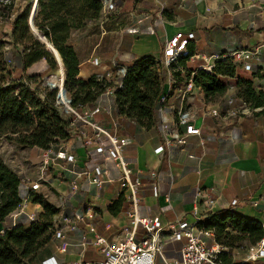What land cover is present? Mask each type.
Segmentation results:
<instances>
[{
  "label": "crops",
  "instance_id": "1",
  "mask_svg": "<svg viewBox=\"0 0 264 264\" xmlns=\"http://www.w3.org/2000/svg\"><path fill=\"white\" fill-rule=\"evenodd\" d=\"M114 1L115 6L111 12L101 16L96 24L101 37H116L114 45L111 48L89 47L85 50H79L76 46L80 59L79 78L86 79L113 64L125 66L145 56L158 58L167 38L177 32L184 35L192 32L189 46L196 53L226 54L254 49L255 55L247 59L252 67L245 70L246 76L256 91H264V0ZM13 2L11 13L15 14L20 9L21 0ZM91 22L88 21L87 26ZM10 33V21L0 16V39L11 38ZM8 44L4 48H13L12 43ZM93 56L100 59V65L91 62ZM41 60L36 63H41ZM234 62L238 69L244 70L241 60ZM203 63L204 60L197 56L187 61L191 69L199 68ZM29 69L24 73L17 67L13 76L28 74ZM180 89L183 90L181 83ZM233 91V88L230 89L214 103L205 102L204 94L197 86L187 94L181 91L170 92L166 98L167 111L172 116L173 111L180 106H188L196 113L194 123L200 128V134L187 135L183 145L170 146L160 153L155 151V147L163 142L159 129V111L156 125L149 129L117 115L114 108L113 112L112 109L108 112V116L104 114L106 110L94 115L97 122L111 131L116 130L117 134L127 140L122 154L133 174L140 179V215L157 216L166 224L172 221L202 220L209 213L231 208L259 223L264 221V109L262 106H248ZM230 97L234 101L228 104ZM237 105L245 106L244 112L230 115L229 110ZM208 106H218L221 113L204 116L202 109ZM113 119L116 128L112 125ZM76 125V132L73 130L71 136L60 139L53 147L30 148L31 155L34 153L31 159L34 164H38L48 153L54 157L58 150L74 155L73 161L54 159L45 171L43 186L34 192L42 193L57 208L54 218L80 214L86 210L93 212V217L88 221L94 225L97 233L105 238L108 236L107 239L112 241L128 222L125 215L128 202L118 180L121 172L113 159L105 158V152L95 149L96 145L107 147V138L100 134L95 137L94 146H86L83 139L87 125L81 122ZM96 167L106 171L99 176L103 179L101 183L90 182L91 177L95 176ZM38 176L39 168L36 177L30 180ZM73 182L76 188H72ZM45 183H48L46 185L49 188L45 187ZM21 187L24 196L29 188L23 183ZM120 196L123 201L119 209H110ZM234 199L236 203L232 204ZM255 201L256 205L253 204ZM24 210L25 213L43 211L40 203L31 201V198L26 201ZM75 231L70 235L65 232L69 242L65 252H59V240L51 238L53 246L48 243L41 260L53 256L58 264H67L77 257L80 251L77 243L83 235L89 237L92 234L82 224ZM181 242L182 238L178 239L179 246ZM91 250L99 253L94 247ZM33 264H41L40 259ZM253 264H264V258Z\"/></svg>",
  "mask_w": 264,
  "mask_h": 264
},
{
  "label": "trees",
  "instance_id": "2",
  "mask_svg": "<svg viewBox=\"0 0 264 264\" xmlns=\"http://www.w3.org/2000/svg\"><path fill=\"white\" fill-rule=\"evenodd\" d=\"M13 4V0L0 1L1 16L11 23L10 43L21 46L9 54L4 49L7 41L0 39V139L19 147L49 149L60 139L72 135L70 116L54 104V90L41 94L43 87L31 86L29 74L14 77L13 71L20 67L25 73L41 59L55 68L57 61L45 42L30 29L27 20L30 8L11 18ZM101 10L102 0H37L34 26L57 50L64 70V87L71 92V103L77 107L91 105L105 86L96 74L86 79L77 76L80 59L73 42V33L84 28L88 21L97 24ZM193 53L190 48V54ZM188 57L179 59L177 66L182 67L183 72L175 70L174 76L178 82L190 77L194 85L201 88L205 102L219 101L228 88L227 79L235 78L236 95L248 106H262L264 109V91H256L249 78L238 76L237 63L231 57L215 60L211 72L202 68L191 69L187 65ZM125 67L121 87L114 95L115 112L149 129L157 122L159 98L165 91L164 72L158 58L152 56L138 58ZM28 193L31 201L40 203L43 211L36 220L8 224L7 218L22 201L21 177L0 156V230H4L0 233V264H33L41 261L49 246L51 231L48 226L57 208L43 200L40 194L30 190ZM122 201L120 196L110 209L118 210ZM198 226L211 228L217 241L230 248L241 240L255 243L263 234L257 220L240 215L231 208L209 213L198 222ZM221 261L223 264H253L236 262L228 253L222 254Z\"/></svg>",
  "mask_w": 264,
  "mask_h": 264
},
{
  "label": "built area",
  "instance_id": "3",
  "mask_svg": "<svg viewBox=\"0 0 264 264\" xmlns=\"http://www.w3.org/2000/svg\"><path fill=\"white\" fill-rule=\"evenodd\" d=\"M6 3L7 0H0ZM114 0H102L101 16H106L115 6ZM193 37V33L189 32L184 35L182 32H177L173 36L164 41L161 55L158 57V62L164 72V87L167 89L159 98V129L163 136V142L155 147L157 153L162 152L165 148L173 145H183L185 137L192 134H200V128L195 125L194 119L196 113L191 111L188 106H180L175 111L171 109L174 114L172 116L167 111L166 98L170 92L177 91L186 94L193 90L195 87L192 79L189 77L183 82H178L174 76L175 70H182V67L177 66L179 59L182 56H189L188 60L197 56L204 60V63L199 66L208 72L213 69L214 61L217 59L231 57L233 61H242V67L245 70H250L252 65L247 59L253 57L256 53L254 49L236 50L226 54L216 53H196L190 54L188 48L189 39ZM91 62L98 66L101 61L98 57L93 56ZM174 64V66H173ZM126 67L119 64H113L109 68H105L95 73L97 79L104 82L105 86L103 91L95 99L91 105L77 107L72 105L70 95L67 93L63 95L61 88L63 86L64 73H61L60 83H54L53 90L54 104L57 105L61 111L70 116L69 126L71 131H77V123L87 125L84 131L83 143L86 146H94L95 137L104 135L109 145L104 147L96 145L95 149L98 152H105V158L113 159L116 166L120 169V176L118 178L120 186L123 189V194L127 200V208L125 215L128 222L122 227L121 233L114 240H108L104 236L95 231V227L88 220L93 217V212L86 210L83 213L75 215H61L59 218H52L48 229L51 231V238L59 239L57 250L65 252L69 246V242L65 238V232L76 230L81 224L85 225L91 236L86 234L82 236L81 240L77 243L80 251L74 259L67 262V264H155L157 258L162 261V264H223L221 256L223 253L234 257L233 247H227L221 244L215 238V233L211 228L199 227L196 219L192 222L185 221H172L163 224L157 216L148 217L140 215L138 212L139 202V186L140 179L134 175L128 161L122 154V149L127 144L124 136L117 134L116 130H109L101 123L94 119V115L114 108V95L115 91L121 87V78L124 76ZM194 72V71H193ZM180 83L183 85V90L180 89ZM183 97V96H182ZM234 101L232 97L228 99V104ZM245 105V104H244ZM245 106L237 105L229 110L230 115L242 114ZM203 115L216 116L221 113L218 106L203 107ZM227 113V112H226ZM112 125L116 128V121L112 120ZM73 131V132H74ZM50 153L43 156L40 160L39 176L34 179H21V184H26V195L22 196V201L19 206L10 214L13 217V222L16 217L21 213H25L24 207L26 201L30 198L28 191L39 189L40 182L45 176L49 164H53V160L63 159L73 161L74 155L64 150H58L55 156H50ZM191 157L192 154H189ZM106 171L101 170L99 167L95 168V176L91 177L90 182L101 183V177ZM72 188H76V183H72ZM211 202L212 200L209 199ZM236 200H232V204ZM254 205L257 201L253 202ZM30 220L35 219V210L25 213ZM61 223V224H60ZM262 228V237L255 243L248 244L240 257L238 262L253 263L257 260L264 258V221L260 223ZM4 230H0L2 233ZM168 233V235H165ZM182 238V242L178 248L176 256H171L167 252V243L169 239ZM88 247H94L103 255L102 259L98 260H84V254ZM41 264H58L53 256H49L41 260Z\"/></svg>",
  "mask_w": 264,
  "mask_h": 264
},
{
  "label": "rangeland",
  "instance_id": "4",
  "mask_svg": "<svg viewBox=\"0 0 264 264\" xmlns=\"http://www.w3.org/2000/svg\"><path fill=\"white\" fill-rule=\"evenodd\" d=\"M20 5L21 6H20V9L18 10V13L21 12L22 10L26 9V8H28V9L30 8L31 0H21ZM18 13H15V14H18ZM15 14L11 13L10 17L14 18ZM0 16H1V12H0ZM97 23H99V22H97ZM94 24L95 23H93V21H92L90 25H88V26L86 25L84 28L80 29L77 33L74 34L73 42H74L75 46H77L79 48V50L80 49L85 50L86 48H89V47L90 48L95 47L96 49L97 48H111V47H113L116 37L115 36L108 37L107 35H104L103 37H101L100 31L98 30V25H94ZM10 39L11 38H9V39L4 38L3 40L7 41L6 43L8 44L11 42ZM6 43H5V45H6ZM15 48H21V46L16 45V46H13V48H4V49H5V52L11 54L15 51ZM41 61H42L41 63L35 62L36 65L34 64L32 67L31 66L28 67V68H30L28 74L30 75L29 83H31V86H34L36 88H39L40 86H42L43 90H41L40 93L43 94L44 92H47V90H53V87H50L49 85H47L46 82L47 81L51 82L53 80V74H56L57 76L59 75V69H58L59 67H58V63H57L55 68H51L49 63L45 59H42ZM237 74H238V76L248 78V76H246L247 71H245V69L241 70V69L237 68ZM22 76H23V74L20 77H22ZM55 80L57 81V79H55ZM52 82L54 83L55 81L53 80ZM227 83H228V88H227L226 92L233 88V90H234L233 94H236V92L238 91V86H236V84H235V78L234 79H227ZM63 85H64V79H63ZM68 94L70 95L71 92H69ZM113 110L114 109L112 107V112H113ZM104 114L106 116H108L109 115L108 110H106L104 112ZM156 119L158 120V111L156 112ZM32 155H34V153ZM32 155H31L30 148L19 147V146H16L14 143L9 142L5 139H0V156H1V158L9 166H11L14 170H16V172H18L21 179L24 178L25 176H27L28 179H33L36 177L37 168H39V170H40V162L38 163L39 165L34 164V162H32V160H31ZM33 159H34V157H33ZM43 184H44V182L41 181L40 187H42ZM46 184H48V183H45V185ZM45 187L49 188L48 185H46ZM21 194H23L22 187H21ZM39 194H40V196H42L43 200L49 202L47 197H45L42 193H39ZM42 210H43V208H42ZM54 214L52 215L51 219L52 218L54 219ZM35 215H36L35 219L39 217V212L36 210H35ZM19 220H23L26 222L30 221V219L28 218V216L25 213H21L18 217H16L14 219V221H19ZM7 223L8 224L13 223V217L9 216L7 218ZM74 232H76V231L75 230L67 231L66 235H70ZM104 235L107 236V234H104ZM107 238H109V237L107 236ZM58 240L59 239H56V241H58ZM53 243H54L53 240L50 241L51 247L53 246ZM247 244H248L247 240H241V241H238L235 243V245H237V246L233 247V250H234L233 260L234 261H236V262L240 261V259H241L240 257L242 256ZM166 245L168 246L167 249H169V251L167 253L169 255L171 254L172 256L176 255V250H177V248H179L178 247L179 246L178 245V239H176V238L169 239V242ZM102 258H103V255L101 253H97V252L92 251L91 247H88L87 251L84 254V260H94V259H102ZM155 264H162V261L159 258H157L155 261Z\"/></svg>",
  "mask_w": 264,
  "mask_h": 264
},
{
  "label": "water",
  "instance_id": "5",
  "mask_svg": "<svg viewBox=\"0 0 264 264\" xmlns=\"http://www.w3.org/2000/svg\"><path fill=\"white\" fill-rule=\"evenodd\" d=\"M34 3H35L34 6H32V8L29 10V13H28V18H27V20H28L29 27H30V29L33 31V33H34V34H35V35H36L41 41L45 42L46 47H47L48 49H50V48L48 47V44H50V46L53 48V50H51V51H52V53H53V55H54V57H55L57 63L59 64V60H58L56 54L58 55L60 61H61V58H60V56H59L57 50L52 46V44H51L50 42H48V41L45 39V37H44L43 35H41V34L37 31L36 27L34 26V23H33V17H34V14L36 13V10H37V0H35ZM61 63H62V61H61ZM62 73H64L63 65H62ZM46 83H47V85H49L50 87H55V86H54V83H50L49 81H47ZM61 92H62L63 95L66 94V89H65L64 85H63L62 88H61Z\"/></svg>",
  "mask_w": 264,
  "mask_h": 264
},
{
  "label": "bare ground",
  "instance_id": "6",
  "mask_svg": "<svg viewBox=\"0 0 264 264\" xmlns=\"http://www.w3.org/2000/svg\"><path fill=\"white\" fill-rule=\"evenodd\" d=\"M34 2H35V0H31V6H30V9L32 8V6H34V4H35ZM48 47L50 48V50H53V48L50 46V44H48ZM56 56H57V58H58V60H59V64H58V67H59V68H58V69H59V75L57 76L56 74H53V80H54L56 83L59 84L60 81H61V76H62V75H61V73H62V63H61V61H60V59H59V57H58L57 54H56ZM55 79H57V81H56ZM53 80H52V81H53ZM52 81H51V82H52ZM51 82H50V83H51ZM55 82H54V83H55ZM52 83H53V82H52Z\"/></svg>",
  "mask_w": 264,
  "mask_h": 264
}]
</instances>
